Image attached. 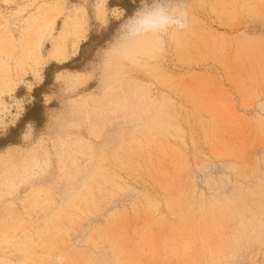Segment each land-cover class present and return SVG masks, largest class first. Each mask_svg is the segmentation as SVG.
I'll list each match as a JSON object with an SVG mask.
<instances>
[{
  "label": "rangeland",
  "instance_id": "1",
  "mask_svg": "<svg viewBox=\"0 0 264 264\" xmlns=\"http://www.w3.org/2000/svg\"><path fill=\"white\" fill-rule=\"evenodd\" d=\"M110 1L0 0V264H264V0H190L152 66L70 95L111 88L93 126L54 77L94 69Z\"/></svg>",
  "mask_w": 264,
  "mask_h": 264
},
{
  "label": "clouds",
  "instance_id": "2",
  "mask_svg": "<svg viewBox=\"0 0 264 264\" xmlns=\"http://www.w3.org/2000/svg\"><path fill=\"white\" fill-rule=\"evenodd\" d=\"M127 4L131 11L122 7L103 13L106 25L112 30L93 53V70H64L55 75L54 86L65 97L64 105L69 114L83 115L88 122L104 114L112 105L110 87L100 95L77 99L69 98L70 95L93 79L97 72L114 79L125 66H152L167 51L171 38L187 32L192 26L190 0H127ZM84 11L81 7L70 21L74 33L82 27ZM7 111L8 106L0 103V135L15 124V118L10 123L5 121ZM92 124L97 126L100 122ZM24 138H31V129Z\"/></svg>",
  "mask_w": 264,
  "mask_h": 264
},
{
  "label": "trees",
  "instance_id": "3",
  "mask_svg": "<svg viewBox=\"0 0 264 264\" xmlns=\"http://www.w3.org/2000/svg\"><path fill=\"white\" fill-rule=\"evenodd\" d=\"M110 5L117 6L119 8H127L129 11H131V6L127 4V0H111Z\"/></svg>",
  "mask_w": 264,
  "mask_h": 264
}]
</instances>
